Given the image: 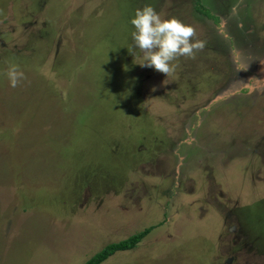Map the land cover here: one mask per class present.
Returning <instances> with one entry per match:
<instances>
[{
  "label": "rangeland",
  "instance_id": "1",
  "mask_svg": "<svg viewBox=\"0 0 264 264\" xmlns=\"http://www.w3.org/2000/svg\"><path fill=\"white\" fill-rule=\"evenodd\" d=\"M146 4L205 41L167 77L138 64ZM148 228L100 264H264V0H0V264Z\"/></svg>",
  "mask_w": 264,
  "mask_h": 264
},
{
  "label": "clouds",
  "instance_id": "2",
  "mask_svg": "<svg viewBox=\"0 0 264 264\" xmlns=\"http://www.w3.org/2000/svg\"><path fill=\"white\" fill-rule=\"evenodd\" d=\"M130 23L134 28L131 32L133 46L141 53L138 64L154 68L166 77L175 71L173 61L180 57L194 59L205 47V41L198 38L193 25L176 17L165 18L148 4L135 9ZM5 75L12 88L18 87L26 78L16 65H9Z\"/></svg>",
  "mask_w": 264,
  "mask_h": 264
},
{
  "label": "trees",
  "instance_id": "3",
  "mask_svg": "<svg viewBox=\"0 0 264 264\" xmlns=\"http://www.w3.org/2000/svg\"><path fill=\"white\" fill-rule=\"evenodd\" d=\"M198 12L206 17L213 18L209 11L203 6L199 5L197 8ZM150 229H145L142 232L130 236L125 240H122L118 243L110 244L103 248L100 252L96 253L89 260H87L84 264H100L105 261L108 257H110L113 253L117 251H126L134 248L136 244L147 234Z\"/></svg>",
  "mask_w": 264,
  "mask_h": 264
}]
</instances>
